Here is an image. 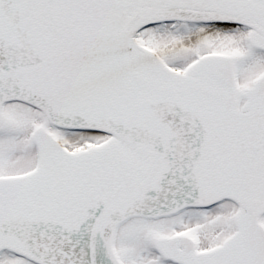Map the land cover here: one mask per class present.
Masks as SVG:
<instances>
[{
  "label": "snow or ice",
  "instance_id": "obj_1",
  "mask_svg": "<svg viewBox=\"0 0 264 264\" xmlns=\"http://www.w3.org/2000/svg\"><path fill=\"white\" fill-rule=\"evenodd\" d=\"M0 264H264V0H0Z\"/></svg>",
  "mask_w": 264,
  "mask_h": 264
}]
</instances>
